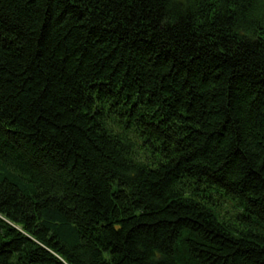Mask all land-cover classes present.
<instances>
[{
    "label": "trees",
    "instance_id": "trees-1",
    "mask_svg": "<svg viewBox=\"0 0 264 264\" xmlns=\"http://www.w3.org/2000/svg\"><path fill=\"white\" fill-rule=\"evenodd\" d=\"M0 264H264V0H0Z\"/></svg>",
    "mask_w": 264,
    "mask_h": 264
},
{
    "label": "rangeland",
    "instance_id": "rangeland-1",
    "mask_svg": "<svg viewBox=\"0 0 264 264\" xmlns=\"http://www.w3.org/2000/svg\"><path fill=\"white\" fill-rule=\"evenodd\" d=\"M224 198H225V202L220 206V212L223 217L230 218L235 213V211L232 208V204H236V203L227 197Z\"/></svg>",
    "mask_w": 264,
    "mask_h": 264
}]
</instances>
